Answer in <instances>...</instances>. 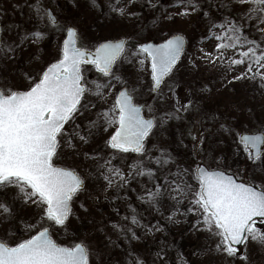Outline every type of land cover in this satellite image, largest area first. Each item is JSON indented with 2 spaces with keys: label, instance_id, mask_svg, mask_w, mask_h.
<instances>
[{
  "label": "rangeland",
  "instance_id": "rangeland-1",
  "mask_svg": "<svg viewBox=\"0 0 264 264\" xmlns=\"http://www.w3.org/2000/svg\"><path fill=\"white\" fill-rule=\"evenodd\" d=\"M99 2L106 5L107 0ZM41 5L46 10L51 8L58 25L37 15ZM239 10L235 0L231 3L229 0H199L197 11L185 16L183 6L176 0H134L128 5V12L135 15H119L110 14L106 6L103 11L93 7L91 0H0V27L5 30L6 40L19 44L25 32L39 29L46 33L39 43L25 42L19 44L14 54L0 56V83L7 81L22 89L31 83L25 73L35 77L59 58L57 54L62 50L66 26H75L78 45L88 48L106 39L120 38L161 43L173 34L183 35L188 42L177 66L164 80L159 96L152 91L150 62L140 65L118 60L114 66L116 75L127 81L130 90L134 89L135 101L145 105L144 115L154 114L158 119L147 148L158 156L157 148L166 147L175 157L174 164L165 167L157 176L164 185L160 205L141 199L145 187L153 188V181L148 177L131 180L130 187L119 192L115 188L105 190L107 182L100 175L104 171L99 167L103 163L100 157L107 159L113 151L105 145L116 126L102 125L93 131L87 143L77 138L75 149L62 142L54 158L59 165L73 168L85 178V190L73 198V215L67 227L56 226L52 230L58 243L72 246L78 240H86L90 247V264H128L133 254L144 264H264V246L259 243L250 241L247 244L248 260L242 258L245 245L239 247L240 252L235 257H229L216 250L218 238L203 227L202 220L200 226L194 227L201 217L188 209L192 206L193 193L198 191V182L183 177L193 185V192H186L176 200L167 191L168 183L176 178L177 165L188 168L192 161L204 162L210 169L235 173L239 180L253 181L257 187L264 185V169L247 157L243 146H238L233 136L222 133L218 123V120L227 119L239 133H254L264 128V84L259 78L233 80V76L245 71L246 65L229 67L219 60L204 59L205 53L215 57L223 51L225 61L234 54V49H216L219 41L211 33H218L220 29H211V24L219 25L225 17ZM249 35L259 39L254 29ZM84 77L89 88L105 80L90 64L84 66ZM114 83L115 88L106 89L109 94L105 100L94 93H85L81 103L90 101L96 107L82 109L75 117L76 125L87 130L89 121L95 120L102 108L111 106L121 90V82ZM177 98L180 104L186 105L189 99L193 103L188 111L179 112V119L160 123L162 113H172L176 108ZM147 106H151V111ZM122 156L130 165L139 154L129 152ZM112 163L126 167L119 158ZM194 168L195 165L190 171ZM114 195L116 199H112ZM0 198L13 209L7 219L0 217V240L14 246L39 230L40 225L32 219L35 209L17 198L15 191L0 189ZM133 212L142 223L132 224ZM27 224H36V227L29 231L25 227ZM117 224L132 228L135 237L121 232L115 227ZM256 226L264 230V220L256 221Z\"/></svg>",
  "mask_w": 264,
  "mask_h": 264
},
{
  "label": "snow or ice",
  "instance_id": "snow-or-ice-1",
  "mask_svg": "<svg viewBox=\"0 0 264 264\" xmlns=\"http://www.w3.org/2000/svg\"><path fill=\"white\" fill-rule=\"evenodd\" d=\"M133 2L107 0L106 5H102L99 0H91L93 7L103 11L106 6L110 14L119 15H135L128 12V5ZM176 2L183 6L185 16L199 7V0ZM235 4L240 6V10L235 11L233 16L225 17L219 25L215 22L211 24V29H220L218 33H211L219 41L216 49H234V54L227 61L223 51L215 57L212 53H205L204 59L219 60L229 67L246 65L245 71L233 76V80L259 78L264 84V0H235ZM37 15L52 24H59L57 17L43 9L42 5ZM253 29L259 39L250 38L249 33ZM4 31L0 27V56L14 54L19 44L39 43L46 36L39 29L25 32L17 44L16 41L6 40ZM66 31L67 39L57 54L59 58L35 77L25 73L31 83L24 89L19 85H9L7 81L0 83V189L11 188L17 198L31 205L35 209L32 219L40 225L34 235L14 246L0 240V264H90V247L86 240L67 246L58 243L52 236L56 226L67 227L69 217L73 215V198L85 190V178L79 172L54 161L62 142L75 149L77 138L79 142L87 143L98 127L115 125L105 145L113 151L107 159L100 157L103 163L99 167L104 169L100 175L107 182L105 190L115 188L119 192L129 188L131 180L148 177L153 181V188L145 187L141 199L157 206L164 190L157 176L175 161L166 147L157 148L158 156L147 148L148 138L157 127L158 119L154 114L144 115L145 105L135 102L134 89L130 90L127 81L116 75L114 66L118 60L140 65L150 62L152 91L159 96L164 78L173 71L184 53L186 38L179 34L171 35L162 43L130 42L127 38L106 39L88 48L78 46V29L75 26H66ZM87 64L98 69L105 78L103 82H95L92 88L88 87L84 77V66ZM114 81L121 82V90L111 106L102 108L96 119L89 121L87 130L76 125L75 117L82 109L96 107L90 101L81 103L85 93H94L105 100L109 94L106 89L116 86ZM192 103L189 99L186 105L180 104L177 98L176 108L172 113H162L160 123L179 119V112L188 111ZM147 107L151 111V106ZM212 118L216 119L215 116ZM218 123L222 133L233 136L238 146H243L247 157L264 169V128L255 134H248V131L236 132L227 119L218 120ZM129 152L139 156L127 165L122 154ZM117 158L126 167L113 164V159ZM193 165L194 171H190ZM177 169L176 178L168 183L167 191L176 200L186 192H193V185L183 177L198 182V191L193 193L190 200L192 206L188 211L197 212L201 217L194 227L200 226L202 220L203 227L218 238L215 245L217 251L235 257L240 252L237 245H245L242 258L248 260L247 244L250 241L264 246V230L257 227L254 220V217L264 218V185L257 187L253 181L240 182L235 173L226 174L225 170L218 168L210 170L204 162L192 161L188 168L177 165ZM116 198L115 195L112 197ZM12 214L11 206L0 198V217L7 219ZM131 221L133 225L142 223L134 212ZM36 224L25 227L31 231ZM115 227L135 237L132 228L119 224ZM128 264H144V261L133 254Z\"/></svg>",
  "mask_w": 264,
  "mask_h": 264
},
{
  "label": "water",
  "instance_id": "water-1",
  "mask_svg": "<svg viewBox=\"0 0 264 264\" xmlns=\"http://www.w3.org/2000/svg\"><path fill=\"white\" fill-rule=\"evenodd\" d=\"M49 12H51L53 15H54V13H53V11L51 10V8H48L47 9ZM173 35H177V34H173ZM179 35H181V34H179ZM169 38V37H168ZM65 39H67V32H66V36H65V38H64V40ZM120 39H125V38H120ZM118 40V39H117ZM144 43H155V42H153V41H149V42H144ZM162 43V42H161ZM186 45H187V40H186V43H185V48H186ZM182 57V56H181ZM166 78V77H165ZM164 78V79H165ZM256 132H254V133H248V134H255ZM205 166V165H204ZM211 170V169H210ZM226 174H228V172H226ZM240 182H243V181H241V180H239ZM254 220H256V221H262V220H264V218H260V217H254ZM241 245H237V247L239 248Z\"/></svg>",
  "mask_w": 264,
  "mask_h": 264
},
{
  "label": "trees",
  "instance_id": "trees-1",
  "mask_svg": "<svg viewBox=\"0 0 264 264\" xmlns=\"http://www.w3.org/2000/svg\"><path fill=\"white\" fill-rule=\"evenodd\" d=\"M130 42H136L135 40H129ZM153 93H155L154 91H153Z\"/></svg>",
  "mask_w": 264,
  "mask_h": 264
}]
</instances>
